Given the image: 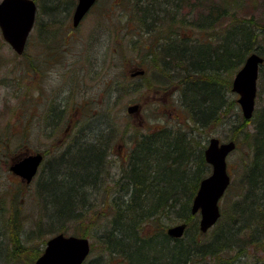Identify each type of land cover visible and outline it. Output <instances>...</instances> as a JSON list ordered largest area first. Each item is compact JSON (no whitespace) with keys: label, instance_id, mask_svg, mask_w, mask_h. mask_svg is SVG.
Segmentation results:
<instances>
[{"label":"trees","instance_id":"trees-1","mask_svg":"<svg viewBox=\"0 0 264 264\" xmlns=\"http://www.w3.org/2000/svg\"><path fill=\"white\" fill-rule=\"evenodd\" d=\"M180 2L138 0L127 14L131 18L126 23L132 20L139 24L129 36L131 44L144 52L140 63L145 62L151 72L146 77L144 69L143 79H148L149 89L164 88V82L179 84L189 130L163 127L140 133L131 142L128 158L113 178L107 168L112 167L109 158L114 131L108 127L107 134H97L88 143L82 141L84 135L80 132L84 129H78L60 151L48 152L50 155L42 165L35 192L48 219L43 223L47 226L33 223L30 235L22 238L25 223L20 208L7 211L0 207V239L7 242L5 245L0 241V254L5 264L20 257L18 254L25 251L24 245L33 234L42 239L44 235H68L71 230L72 235L90 236L83 227H89L90 220L96 227L101 216L93 211L96 205L88 204V198L103 181L111 180L114 193L100 209L105 211L108 228L97 239L101 252L116 256L118 264H264V258L248 255V249L258 247L264 254V62L259 68L258 102L252 118L244 120L240 112L233 117V126L242 128L240 136L231 140L236 149L240 143L248 145L240 179L228 188L236 196L222 209L209 235L199 231L197 216L191 214L199 182L210 173L203 155L207 141L204 133L220 121L230 106H237L229 97L231 82L247 56L257 53L264 58V24L252 18H234L227 25L219 24V32H214L211 12L194 23V30L206 33V39L197 37L190 41L171 29L180 19ZM72 5L71 0L63 8L53 2L45 6L42 13L48 19L38 23L43 27L40 32L46 34L44 38L56 32L50 29L56 23L53 18L59 12L68 13ZM51 51L52 47L49 57L53 55ZM41 153L48 156L46 151ZM22 190V185H16L14 195ZM6 194L11 195L8 189ZM6 211L9 220L4 218ZM76 222L87 224L68 229ZM149 223L158 226L146 233L144 226ZM177 223H186L187 229L181 238L174 239L166 234L165 227ZM29 248L25 264H33L42 252Z\"/></svg>","mask_w":264,"mask_h":264},{"label":"rangeland","instance_id":"rangeland-1","mask_svg":"<svg viewBox=\"0 0 264 264\" xmlns=\"http://www.w3.org/2000/svg\"><path fill=\"white\" fill-rule=\"evenodd\" d=\"M33 1L37 7L35 25L21 55L14 52L0 33V150L5 149L3 145L7 139L11 149L5 151L6 155L10 153L7 156L0 152V207H6L7 211L13 207L20 208V215L25 223L22 227V238L30 235L34 229L33 223L47 226L43 223L48 219L43 214L35 192L42 167L33 182L14 195L16 181L10 177L8 165L10 158L18 154L17 145L20 142L26 145L30 153H56L78 129H84L80 132L84 135L82 141L89 143L97 134H107L110 131H107V128L110 127L111 131H114L109 158L112 167L107 169L109 174L116 178L128 158L132 148L131 142L140 133H150L163 127L173 130H189L191 127L188 114L180 102L179 84L169 83L168 87L164 85V88L151 90L148 79H143V76H131L140 69L147 70L146 77L151 76L146 63H140L144 52L130 42L129 35L137 29L138 23L132 20L126 23V19L131 18L127 14L134 9L138 0H98L77 28L71 25L76 5V0H72L73 5L68 13L59 12L53 18L56 23H53L50 29L56 32H53L51 37L47 35V38H44L46 34L40 32L43 27L38 24L48 19L42 10L52 2L63 8L62 6H66L71 0ZM179 5L180 19L171 29L177 31L180 36L190 38V41H195L197 37L200 40L206 39V33L194 30V23L199 17H207L211 12L215 19L214 32H219V24L227 25L234 18H252L255 22L264 24V0H181ZM103 11H106V14H103ZM196 29L198 30V27ZM140 42L142 43V40ZM216 42L217 40H214V43ZM51 47L53 55L49 57ZM133 87L139 91L133 90ZM114 89L116 92H112ZM129 89L132 91L129 92ZM258 91L257 87V94ZM229 97L236 104V95L230 93ZM257 102L258 99L255 102L256 107ZM134 103L140 105L137 116L126 113V107ZM237 107L238 105L234 104L230 106L220 121L205 131L207 141L216 137L222 142H227L235 136H240L242 127L233 126V117L236 112H240ZM242 144L240 143L227 157V168L233 183L240 179V167L248 154L247 143ZM112 185V180L103 181L102 188L88 198V204L96 205L93 211L101 216V220L96 221V227L92 226L93 222L90 220L89 227H83L87 223L76 222L68 228L76 229L75 226H81L93 236L92 238L91 235L83 234L91 246L87 261H92L93 264L120 263L116 256L101 252L97 239V236L105 231V227L108 228L105 224V211L100 209L105 200L109 201L108 196L113 195L115 188ZM6 189L11 195H5ZM235 196V191H226L219 202L220 210H225L229 199ZM7 211L4 218L9 220ZM157 226L153 223L146 224L144 232H153ZM168 227L166 226L165 230ZM68 232V235L73 234L71 230ZM209 234L210 231L207 235ZM32 237L24 245L27 247L26 252H20L18 259H9L8 264H25L29 247L41 251L51 235H44L42 239L34 234ZM0 241L7 245L5 240ZM251 254L260 259L264 258L260 247L255 250L248 249V255ZM3 258L0 254V264H5Z\"/></svg>","mask_w":264,"mask_h":264},{"label":"water","instance_id":"water-1","mask_svg":"<svg viewBox=\"0 0 264 264\" xmlns=\"http://www.w3.org/2000/svg\"><path fill=\"white\" fill-rule=\"evenodd\" d=\"M96 0H77L72 14V26L77 27ZM36 5L33 0H1L0 1V32L5 42L17 53L21 54L25 48L28 36L33 28ZM263 58L252 53L241 69L236 73L231 84L232 92L239 98L242 116L251 119L254 111L256 96V81L258 67ZM139 71L136 74H142ZM135 74V75H136ZM139 105L127 107L129 114L136 115ZM235 149L234 141L220 143L217 138H211L204 152L205 160L211 165V174L204 178L198 187L192 201L191 213L199 212V230L205 233L220 217L218 202L229 185V175L226 170V157ZM43 160V155L36 153L29 155L10 167V170L27 183L36 174ZM186 224L182 223L169 227L166 233L171 238L182 237ZM88 240L83 237L64 236L58 234L46 242L43 254L36 264H81L88 254Z\"/></svg>","mask_w":264,"mask_h":264},{"label":"flooded vegetation","instance_id":"flooded-vegetation-1","mask_svg":"<svg viewBox=\"0 0 264 264\" xmlns=\"http://www.w3.org/2000/svg\"><path fill=\"white\" fill-rule=\"evenodd\" d=\"M39 71H40V69H39ZM144 74H145V72H144ZM38 76H39V74H38ZM140 77H142V76H139L137 78H140ZM161 85L162 86H164V85L169 86V82L168 83L167 82H164ZM3 148H5V149L4 150H0V152H3L2 155L3 156L9 155L10 153L9 154L7 153V155H6V152H5V151L11 150L10 149V146L8 144V139L4 142ZM18 149H19L18 154L16 156H14V158H10L9 157L11 162L8 165V170H9V168H10V166L12 164L16 163L17 161H19L20 159H22L24 156H27V155L31 154L30 151L27 149L26 145L23 144V143H21V142L17 145V150ZM9 172H10V170H9ZM10 177L13 178L16 181L15 183L13 182L15 185H19V186L22 185L23 186V189L28 186L21 177H19L17 175H14V174H11ZM35 260H36V258H35ZM35 260H34V263L33 264H35ZM91 263L93 264L92 261L91 262H88L87 260H85L82 264H91Z\"/></svg>","mask_w":264,"mask_h":264}]
</instances>
